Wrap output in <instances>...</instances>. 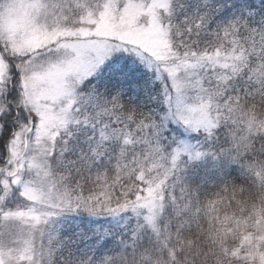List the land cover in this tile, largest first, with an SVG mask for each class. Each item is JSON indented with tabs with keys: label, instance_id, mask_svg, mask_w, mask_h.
Segmentation results:
<instances>
[{
	"label": "snow or ice",
	"instance_id": "obj_1",
	"mask_svg": "<svg viewBox=\"0 0 264 264\" xmlns=\"http://www.w3.org/2000/svg\"><path fill=\"white\" fill-rule=\"evenodd\" d=\"M0 264H264V0H0Z\"/></svg>",
	"mask_w": 264,
	"mask_h": 264
}]
</instances>
